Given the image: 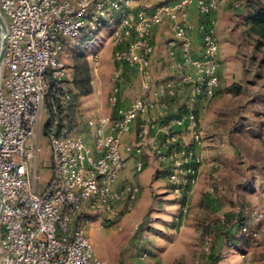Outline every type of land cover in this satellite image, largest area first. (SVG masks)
<instances>
[{"label": "built area", "instance_id": "built-area-1", "mask_svg": "<svg viewBox=\"0 0 264 264\" xmlns=\"http://www.w3.org/2000/svg\"><path fill=\"white\" fill-rule=\"evenodd\" d=\"M223 3L0 0V264H108L94 253L85 229L95 216L116 225L133 208L140 187L123 173L129 162L135 175L142 173L147 154L166 167L165 181L185 201L186 212L202 163L197 151L204 145L194 103L212 99L220 83L216 15ZM227 3L242 6L240 0ZM108 25L114 65L108 113L79 124L73 75L61 54L71 41L92 39ZM159 46L171 73L167 79L154 75ZM91 62L93 86L105 66L98 54ZM123 89L132 96L127 106ZM43 110L51 177L41 189ZM130 134L132 141L124 144ZM141 225L135 223L130 234ZM239 235L229 243L236 251L255 246L260 233L243 225ZM146 258L145 252L138 257L143 264Z\"/></svg>", "mask_w": 264, "mask_h": 264}, {"label": "rangeland", "instance_id": "rangeland-1", "mask_svg": "<svg viewBox=\"0 0 264 264\" xmlns=\"http://www.w3.org/2000/svg\"><path fill=\"white\" fill-rule=\"evenodd\" d=\"M255 1L240 0L242 4L240 9L229 6L223 11L220 8L221 11L219 10L216 15L219 61L223 59L225 71L219 92L207 103L204 112L201 113L204 141L212 138L215 132L223 137L225 143L228 138L235 139L238 142L239 151L236 164L240 166L237 173H240V177H242L241 174H252L254 177L242 178L243 182L241 181L235 188L239 193L237 197L234 196L233 187L230 188L231 179H221L219 184L217 183L219 189L214 187V184H210L207 195L211 194L210 196L215 198L214 201L218 206L225 205L218 217L210 218V207L204 205L197 207L193 200L186 201V212L183 213L182 208L185 203L172 193L171 188L164 181L163 174L159 173L157 175L160 177L151 178L150 168H144L142 173L136 176L138 186L144 190L138 206L136 201L130 211L121 213L115 219L116 225L104 223L103 218L95 216L90 219L85 229V236L89 239L94 253L108 264H143L138 259L141 252L147 254L144 264L149 262L152 264H236V258L228 259L239 252L230 248L229 243L232 242L224 238L225 242L221 243L222 248L215 242L216 234L220 233L223 237L222 230L230 231L234 228L235 220L231 214L233 209L242 211L244 218L249 219L250 216H254L257 222H261L258 229L251 227L253 231L259 232L260 236L256 245L248 248L253 250L262 248L264 236L262 222L264 221V138H262L264 137L262 134L264 130V55L263 52L255 51L253 39L246 25L249 5ZM112 27L108 25L98 36L87 41H71L61 54V59L69 68L73 55L79 53L85 55L91 78L94 76L91 62L94 54L100 56L105 66L100 81L93 85V93L77 101L78 107L75 113L79 124H85L89 119L95 120L100 113L102 115L108 113L107 100L114 69ZM230 27L234 29L230 31ZM162 34L164 33L157 34L160 45ZM155 58L159 62L155 67V77L170 78L165 50L161 46L158 47ZM229 87L236 89V93H227L226 90ZM96 91L99 94L96 95ZM99 102L102 103L101 112L98 111ZM47 120L48 116L43 110L37 157V171L42 176L41 189L46 187L51 177L50 150L48 138L44 135ZM254 125H259L260 132L246 134L247 129H251ZM30 143L34 144V141ZM87 144L92 149V141H87ZM254 151L261 156L252 153ZM198 167L201 173L204 166L202 167L201 163ZM227 167L231 171L234 170L231 165ZM227 167L223 164L212 166L221 173ZM149 189H157V191H151L149 194ZM164 190L165 194L158 196L157 193ZM239 220L238 222L244 221V219ZM138 221L142 222V225L134 234H130L132 227ZM242 226L239 225L238 231ZM89 227L93 228L92 233H89ZM142 237L145 238L142 239ZM207 239L210 241L206 242ZM205 249L209 250L208 256L205 255ZM261 251L264 254V249Z\"/></svg>", "mask_w": 264, "mask_h": 264}, {"label": "crops", "instance_id": "crops-1", "mask_svg": "<svg viewBox=\"0 0 264 264\" xmlns=\"http://www.w3.org/2000/svg\"><path fill=\"white\" fill-rule=\"evenodd\" d=\"M227 2H228V0H224V3L221 6V9H223V11L226 10L227 7H229ZM233 29H234L233 27H230V31ZM234 32H236V31H234ZM157 62H158V60L156 59V61L154 62V67H156ZM224 71H225V65L223 64V59H220V70H219L220 83H219L218 88L216 89L215 96L221 88V84L223 82L222 75H223ZM93 91H94V89H93ZM95 94L97 95L98 93H95ZM131 99H132V96L128 93V90L123 89V105L127 106L129 104V102L131 101ZM209 101H211V99L208 101L198 100L194 103L195 110L197 111V114L199 117L200 125L202 123L201 113L204 112L205 107ZM99 104H101V106H102V103L101 102L98 103V109H99L98 111L101 112L102 107L99 108ZM246 132H248L246 134H253V132H260L259 125L252 126L251 129H247ZM262 134L264 135V130H262ZM262 138H264V137H262ZM223 140H224L223 137L218 136V133L215 132V133H213L212 138L204 141V145H203L202 149L197 151V153L200 155L201 160H202V167L204 166V168L201 169V173H199V178L197 181L198 184H196L197 186L195 187V189H192L189 198L186 200L188 202H189V200H193L194 203L196 202L197 207H201V205L202 206L204 205L206 207L207 206L210 207V212H211L210 218L218 217L219 216L218 214H220L222 212L221 210H224V207H225L224 204L223 205L220 204L218 206L216 204V201H214L215 198H212L210 196L211 194L207 195L206 192H207L210 184H212V185L214 184L215 185L214 187H218L219 181L221 179H223V178L231 179L232 182L230 184V188L233 187L234 196L237 197L239 193L236 191L235 188L238 184L241 183V181L243 182L242 178L250 179V178L254 177V175H252V174H249V175H247V174L242 175L241 174L242 177L239 176L240 173L238 174L237 170H239L240 166H238L236 164L237 156L239 155L238 154L239 151L237 149L238 142H236L235 139H230V138H228L226 143ZM131 141H132V134L128 135V137H125L124 144L130 143ZM185 144H188V140L185 141ZM252 153H255L257 156H261L260 153L255 152V151ZM144 159H145V167L144 168H150V177L151 178L152 177H155V178L160 177V175H157L159 173L163 174V178L165 177L166 172H167L166 171L167 169L165 166L159 164L158 161L153 156H151L150 154H147L144 157ZM216 164L217 165L223 164L226 167L228 165H231V166H233L234 170L231 171L229 169V167H227V169H225L224 172H222V173L217 172L214 168H212V166H214ZM229 175H231L232 177ZM136 176L137 175L134 174L133 164H132V162H129L127 164V169L123 173L122 178L126 179V180L133 181V182L138 184V182L136 180ZM164 181H165V178H164ZM218 189H219V187H218ZM143 191H144L143 189H140V193H139V196L137 198L138 200L136 203L137 206H138V204L142 198ZM148 191L150 194L151 191H157V189H149ZM165 192L166 191L164 190V191H160L157 194H158V196L164 195ZM230 200H232V198ZM183 201H181V202L184 203ZM231 214H233V219L235 220V222H234L235 226H233L234 228L231 229L230 231L227 230L228 232L225 230H222V232H224V233L221 232V234L224 235L223 237L220 235V233L216 234L217 236L215 238V242L221 248H222L221 243L225 242L224 238H227L228 241H231L233 243H237L240 240V237H239L240 235H239V231H238V227L240 224L241 225H249L251 227H254V229H258L259 226H261V224H260L261 222L260 223H259V221L257 222L256 221L257 219L254 218V216H250L249 219H248V217L244 218L242 215L243 214L242 211H238L237 209H233V212ZM239 219H244V221L238 222V221H240ZM262 222L264 224V221H262ZM92 232L89 231V233H92ZM262 240H263L262 241L263 245H262V248H260V250H258V249L253 250V249H249L248 247H245V249L239 250V252L237 254H235V256H230V257H228V259L229 258L230 259L236 258L235 259L236 264H260V260H261L260 258L264 257V254L261 251V249H264V236L262 237ZM236 255H237V257H236ZM224 258L226 259L227 256ZM148 264H152V263L149 262Z\"/></svg>", "mask_w": 264, "mask_h": 264}, {"label": "trees", "instance_id": "trees-1", "mask_svg": "<svg viewBox=\"0 0 264 264\" xmlns=\"http://www.w3.org/2000/svg\"><path fill=\"white\" fill-rule=\"evenodd\" d=\"M246 25L253 39L255 51L263 52L264 55V0H256L254 3H250ZM70 61V69L73 75V109L75 110L78 107V99L91 95L93 86L85 55L80 53L73 55ZM236 91L233 87L226 90L229 94L236 93Z\"/></svg>", "mask_w": 264, "mask_h": 264}, {"label": "water", "instance_id": "water-1", "mask_svg": "<svg viewBox=\"0 0 264 264\" xmlns=\"http://www.w3.org/2000/svg\"><path fill=\"white\" fill-rule=\"evenodd\" d=\"M0 28L2 30V33L4 34L5 33V26H4V23L1 19V16H0ZM2 56H3V42H1V50H0V61L2 59Z\"/></svg>", "mask_w": 264, "mask_h": 264}]
</instances>
